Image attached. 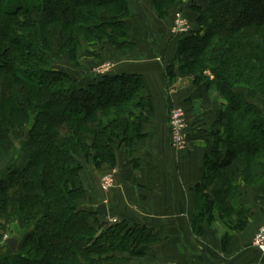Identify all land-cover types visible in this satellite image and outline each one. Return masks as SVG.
Wrapping results in <instances>:
<instances>
[{"label":"trees","instance_id":"1","mask_svg":"<svg viewBox=\"0 0 264 264\" xmlns=\"http://www.w3.org/2000/svg\"><path fill=\"white\" fill-rule=\"evenodd\" d=\"M129 2L0 0V158L13 133L26 130L13 145L24 165L0 177V238L11 224L21 227L17 252L5 242L0 264L129 263L158 240L152 227L110 222L97 206L86 208L79 183L86 163L115 167L121 150L136 161L153 111L145 77L122 71L83 79L56 68L65 58L81 65L106 44L134 52ZM180 2L152 0L161 20ZM189 12L191 29L177 37L166 79L189 76L196 97L215 85L223 98L206 130L213 149L193 188L192 227L202 236L216 220L244 229L248 210L238 199L264 182V0H191Z\"/></svg>","mask_w":264,"mask_h":264},{"label":"crops","instance_id":"2","mask_svg":"<svg viewBox=\"0 0 264 264\" xmlns=\"http://www.w3.org/2000/svg\"><path fill=\"white\" fill-rule=\"evenodd\" d=\"M139 31L130 28L129 37L136 44L143 38L138 35ZM155 40L152 41L155 47L140 44L138 52L137 45L134 58L126 56L117 64L121 72L130 70L142 74L151 95L153 114L149 110L152 116L144 124L147 136L137 146L142 165L131 164L120 153L116 184L108 192L102 191L97 184L102 168L90 165L88 174L83 176V171L79 178L83 183V177L86 178L89 198H93L97 206L107 203L108 219H128L147 225L158 235L144 257L118 264H264V255L252 244L255 233L264 225V185L248 187L243 198L238 199L239 206L248 210L244 229H229L228 225L217 221L207 226L202 236L193 231L194 193L191 187L201 179L206 154H211L213 149L210 135H202L200 131L205 126L209 129L214 123L215 110H219L221 102L216 92L204 93L197 102L205 126L198 123L191 127L192 143L188 150L182 152L172 147L168 106L171 101L185 100V89L182 96L170 91L173 86L166 79L163 56L154 50L159 41Z\"/></svg>","mask_w":264,"mask_h":264},{"label":"rangeland","instance_id":"3","mask_svg":"<svg viewBox=\"0 0 264 264\" xmlns=\"http://www.w3.org/2000/svg\"><path fill=\"white\" fill-rule=\"evenodd\" d=\"M191 0H182V2L179 3V5L172 7L171 9V13H170V18H168L167 20H161L156 16L154 7H153V3L152 0H130V8L132 10V16L130 18V25L131 28L134 29H140L139 34L142 38V40L140 41L141 45L145 44V46H152L155 47L156 44L153 43L152 41H154L156 38L158 41L157 43V49H154L157 53L161 54L162 57V63L163 66L166 64V60L169 59V55L170 51L173 49L176 45L177 42V37L176 35L173 34L172 32V27L174 24V21L176 20V14L180 13L183 17H185L187 20H189L191 26L193 23V17L194 15H192L189 12V5H190ZM146 41L145 43H143L142 41ZM148 40V41H147ZM156 41V40H155ZM160 43V45H159ZM140 44H136V48L137 45L140 48L139 51H141V46ZM110 45H105V47H99L97 49L91 47V48H87V51L90 49V51H95L97 52L98 49L100 50V54L102 58L101 61H98L97 58L95 59L94 56H100L99 53H95L94 56H90L89 54H84L82 56V60H81V65H76V64H72L68 59L65 58L64 61H62V63H58L56 65V68H63L68 70L71 74L75 75V76H81L83 79H86L87 74H90L91 76H97L102 74L104 69H109L108 72H121L119 70H117V64L118 62H121L125 59V57H129V58H134L135 52L137 53L136 50H134V52H117L114 49L109 47ZM102 48V49H100ZM162 50V52H160ZM94 51V52H95ZM122 59V60H120ZM165 63V64H164ZM130 71V70H129ZM87 73V74H86ZM191 77L189 76H180L178 77L174 82H171L169 84H171L173 87L171 88V92L176 93L179 95L183 93V89H185V94L184 97L187 100H191L190 102L187 101V103L183 102L184 100L180 101H176L169 104L168 106V122H169V135H170V143L172 147H175L177 150L179 151H186L189 149L191 143H192V131H191V127L194 124H200L201 126L204 125V119H203V115L199 113V104L197 102V100H199V98L201 97H196L195 95L198 93L197 87L192 85L191 82ZM84 81V80H83ZM211 91L216 92L217 94V98L219 99V102H221V106H222V101L223 98L220 95V93L218 92L217 88L215 85H212L209 92ZM212 93V92H211ZM196 97V98H194ZM203 97V96H202ZM212 97V96H211ZM193 98V99H192ZM259 100V99H258ZM176 107H181L184 110V115H185V123H186V128L184 129L183 135H184V139L180 142L177 143L174 140L173 137V127L171 125L172 122V111L174 108ZM222 107L219 108V110ZM219 110H215V112L217 113ZM153 114V111H151ZM147 116L150 119V117L152 116V114H149V112L147 111ZM149 119L147 121H149ZM216 119V117H215ZM147 121L145 123H147ZM144 123V124H145ZM208 124V123H207ZM206 124V125H207ZM211 125V124H210ZM213 125V124H212ZM211 125V126H212ZM199 126V125H198ZM205 126V125H204ZM211 128V127H210ZM206 130H208L207 126L204 127V129H201V133L202 135L204 134H208V132H206ZM26 136V130H22V131H16L15 133H13L12 135V146H9L8 150H7V154L4 157L0 158V177L4 176V174L6 173L7 168L12 165H24V161H25V157L23 154L18 153V152H14L13 147L14 146H18L19 142L22 139H25ZM143 140V139H141ZM140 140V141H141ZM136 142V155H135V159H136V164L135 162L131 161V158L129 156L128 151L126 150H121V155L124 157V160H127L128 162H130L131 164L135 165V166H141L142 165V158L140 156V154L138 153V142ZM14 145V146H13ZM120 156V155H119ZM119 164V163H118ZM106 167V169L102 168V172L100 178L98 179L97 184H99V187L102 191L108 192L111 188H113L116 184V178H115V173H117L116 169L118 167ZM92 165L91 163H86L85 167L83 169V171L81 172V174L83 173V176H85V174H88L87 171H89V166ZM101 169V168H100ZM205 171V170H204ZM264 178V175H263ZM83 179L85 180L84 183L83 182H79L81 185H83L87 191V196L82 200V204L86 206V208H94L97 206L96 203L93 202V198H89V193H88V189L86 188V178L83 177ZM92 180V179H91ZM96 182V181H95ZM218 183V181L216 182V184ZM262 185H264V182L262 183ZM262 187V186H260ZM194 186L191 187V191L194 193L193 190ZM259 188V187H258ZM212 190V187L210 188V191ZM103 203V202H102ZM96 204V205H95ZM195 205V202H194ZM108 219V217H107ZM110 222H116L117 219L116 218H110L108 219ZM217 222V220L215 222H213L211 225H214ZM21 231V227L19 225L18 222H15L13 224L10 225V227L7 229V231H5V234H3V239L0 238V249L3 248V246L5 245L6 242V238L10 237V235H14V234H20L19 232Z\"/></svg>","mask_w":264,"mask_h":264},{"label":"built area","instance_id":"4","mask_svg":"<svg viewBox=\"0 0 264 264\" xmlns=\"http://www.w3.org/2000/svg\"><path fill=\"white\" fill-rule=\"evenodd\" d=\"M191 29L189 20L183 17L180 13L176 14L172 32L174 35L179 36L188 33ZM109 69H104L102 74H106ZM173 137L177 143L184 139V129L186 128L184 110L181 107H176L172 111ZM252 244L264 255V225H262L254 235Z\"/></svg>","mask_w":264,"mask_h":264},{"label":"water","instance_id":"5","mask_svg":"<svg viewBox=\"0 0 264 264\" xmlns=\"http://www.w3.org/2000/svg\"><path fill=\"white\" fill-rule=\"evenodd\" d=\"M97 211L99 214L104 215L105 217L109 216V209L106 202H103L97 206ZM20 242L19 236H10L6 238V243L9 246V248L15 253L17 252L18 245Z\"/></svg>","mask_w":264,"mask_h":264}]
</instances>
